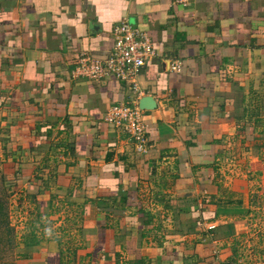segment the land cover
Segmentation results:
<instances>
[{"label":"crops","instance_id":"crops-1","mask_svg":"<svg viewBox=\"0 0 264 264\" xmlns=\"http://www.w3.org/2000/svg\"><path fill=\"white\" fill-rule=\"evenodd\" d=\"M122 22L157 53L140 97L110 75L74 77L82 55L109 57ZM144 97L155 107L137 151L105 116ZM13 114L8 262L228 264L245 236L237 214L264 195V0H0V125Z\"/></svg>","mask_w":264,"mask_h":264},{"label":"built area","instance_id":"built-area-1","mask_svg":"<svg viewBox=\"0 0 264 264\" xmlns=\"http://www.w3.org/2000/svg\"><path fill=\"white\" fill-rule=\"evenodd\" d=\"M114 45L109 57L103 61L82 55L75 64L74 77L90 81H99L110 75L126 84L130 90L142 96L138 81L140 69L157 56L156 50L147 35L122 22L113 29ZM179 64L170 65L171 71H179ZM120 103L111 107L105 120L115 128L122 129L137 144V151H142L147 127L143 122L142 109Z\"/></svg>","mask_w":264,"mask_h":264},{"label":"rangeland","instance_id":"rangeland-1","mask_svg":"<svg viewBox=\"0 0 264 264\" xmlns=\"http://www.w3.org/2000/svg\"><path fill=\"white\" fill-rule=\"evenodd\" d=\"M18 114H13L14 117V126L12 123H3L0 125V159H6L10 158L12 159V154L18 152L17 148L11 147V145L7 146L6 143L11 142V136L12 131H14V127L16 126V121L22 120V117L18 118ZM10 118L12 117L11 114H9ZM6 125H10L6 127ZM4 142V143H3ZM15 149V150H14ZM6 156V157H5ZM239 157H236V155H233L229 161L225 163L227 168H231L230 170H237L239 169L236 166H232L235 164L239 159ZM12 163V162H10ZM5 165H9L8 162L4 165L2 162H0V180L5 176L4 185L6 189H1V182H0V200H2L4 203H6V207L8 206V202L11 200L12 195V181L8 180L11 179L12 176V169L8 168ZM236 170L234 172H236ZM11 171V172H9ZM241 172V170H240ZM4 173V174H3ZM8 175V176H6ZM7 177V178H6ZM7 190L9 192H7ZM252 191H257V189H251ZM251 196V195H250ZM264 198V195L261 196ZM262 200L257 199L255 196L254 198H250L249 205L253 206L250 209H245L243 213L237 214V215H246V225L244 226V237H241V245L238 246L236 249V256H235V262H229L228 264H264V199ZM9 200V201H8ZM259 203L258 205H255ZM244 253V255H241V253ZM4 256H0V262H8V252L3 253ZM5 257V259H4Z\"/></svg>","mask_w":264,"mask_h":264},{"label":"trees","instance_id":"trees-1","mask_svg":"<svg viewBox=\"0 0 264 264\" xmlns=\"http://www.w3.org/2000/svg\"><path fill=\"white\" fill-rule=\"evenodd\" d=\"M39 126H41V125H39ZM39 128H41V127H39ZM39 128H37V133H39ZM46 137H48V134L46 135ZM39 148L41 149L42 147H39ZM35 149H37V147H35ZM231 152L232 151H230V154L227 156L228 157V161L234 155ZM10 178L11 179H8V180H11L12 183H13L12 188H11V190H12L14 188V186L16 185V182H15L16 175L15 174H12V176ZM5 180H6L5 179V176H3V178H1V180H0V182H1V189H6L5 188V185H4L5 184L4 183ZM7 192H9V191L7 190ZM129 197L130 196H128V195H126L125 197H122L120 203H123V204L126 203L127 200L129 201ZM130 198H131L130 199V202H132L133 197H130ZM120 211H123V210L121 209ZM121 213H118V214H121ZM5 216H6V214H5V211L3 210V201L0 200V227L5 224V221H6ZM162 217H164V213H162ZM177 225H180V223H177ZM154 229H155V233H156L155 236H154L155 245L162 246L163 245V239L164 238L166 239V237L169 236V233L168 234L167 233H164V234L161 233V227L159 225H156L154 227ZM176 229H177V232L175 231L176 233H173V234H178V228H176ZM220 229H221V227H213L210 230L211 232H204L203 234L204 235H214L215 233H218L220 231ZM204 243H205L204 241H198V244H200L202 246L205 245ZM236 244L238 245L239 242H237ZM34 245H35L34 239L27 240V242H25V244H24V247H23L24 249L21 250V254H20L21 257H27L26 252H28L30 249H32L34 247ZM237 245H236L235 248L233 247V253L234 254H233V257L229 260L230 262H235V259L234 258L236 256V248H237ZM71 261H72V257L71 258L69 257L66 262H63L62 263L61 261H59L58 264H73V263H71ZM137 261H139V264L143 263L140 260H137ZM0 264H13V263L12 262H5V261H3V262H0ZM115 264H120V263L117 261Z\"/></svg>","mask_w":264,"mask_h":264},{"label":"water","instance_id":"water-1","mask_svg":"<svg viewBox=\"0 0 264 264\" xmlns=\"http://www.w3.org/2000/svg\"><path fill=\"white\" fill-rule=\"evenodd\" d=\"M139 107L141 109H153L155 107V103L152 98L144 97L139 101Z\"/></svg>","mask_w":264,"mask_h":264}]
</instances>
